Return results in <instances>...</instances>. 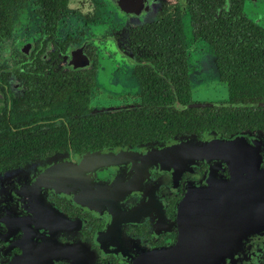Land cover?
<instances>
[{"label":"flooded vegetation","instance_id":"af4514ba","mask_svg":"<svg viewBox=\"0 0 264 264\" xmlns=\"http://www.w3.org/2000/svg\"><path fill=\"white\" fill-rule=\"evenodd\" d=\"M246 2L260 11L264 0H243L240 11L264 32L244 14ZM199 6L0 0V264H132L140 251L169 247L179 201L210 173L227 179L228 170L216 162L145 166L152 149L207 136L264 142L262 130H189L179 115L264 107L230 101ZM216 80L226 88L223 101L196 97L197 86ZM124 123L135 127L126 132ZM119 152L131 157L105 158ZM78 169L92 183L83 206L75 196ZM243 237L220 264H264V230Z\"/></svg>","mask_w":264,"mask_h":264},{"label":"water","instance_id":"95a60500","mask_svg":"<svg viewBox=\"0 0 264 264\" xmlns=\"http://www.w3.org/2000/svg\"><path fill=\"white\" fill-rule=\"evenodd\" d=\"M260 153L264 155L263 141L240 136L230 140L182 138L152 149L143 159L145 166L167 170L216 162V167L226 165L228 178L216 175L214 179L210 173L204 187L188 190L177 205L174 243L140 251L132 264H220L241 245L243 236L263 231L264 169L260 168ZM127 157L131 155L119 152L105 158L119 163ZM80 173L78 169L75 196L83 206L80 202L85 203L84 194L89 193L92 183ZM92 204L89 200L88 208H94Z\"/></svg>","mask_w":264,"mask_h":264},{"label":"trees","instance_id":"16d2710c","mask_svg":"<svg viewBox=\"0 0 264 264\" xmlns=\"http://www.w3.org/2000/svg\"><path fill=\"white\" fill-rule=\"evenodd\" d=\"M228 1L229 6L225 10V0H203L204 4L200 0L203 6H199L198 15L204 21L202 36L210 46L216 47V68L220 78L228 84L230 101L263 102L264 32L240 16L243 0ZM223 54L228 56L227 66L224 65L226 57ZM179 115L190 120L189 130L199 126L202 130L213 129L226 134L264 131V107L191 109ZM128 125L126 132L135 127Z\"/></svg>","mask_w":264,"mask_h":264},{"label":"rangeland","instance_id":"374dc122","mask_svg":"<svg viewBox=\"0 0 264 264\" xmlns=\"http://www.w3.org/2000/svg\"><path fill=\"white\" fill-rule=\"evenodd\" d=\"M260 12L264 13V8H262V6L261 10L259 11V9L256 8L254 5H251L250 2H246L244 7V14L247 17L251 18L254 22L260 24V26L264 27V15ZM201 65H203V63H201L200 66ZM197 90L199 91V93L196 94V97L203 100L221 102L224 100V98L227 97L225 86L220 84L218 80H216V82L213 81L211 83H202L197 86ZM193 97H195V94H193Z\"/></svg>","mask_w":264,"mask_h":264}]
</instances>
